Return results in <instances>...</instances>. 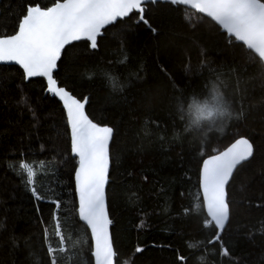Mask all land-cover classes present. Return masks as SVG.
Masks as SVG:
<instances>
[{
	"label": "trees",
	"instance_id": "trees-1",
	"mask_svg": "<svg viewBox=\"0 0 264 264\" xmlns=\"http://www.w3.org/2000/svg\"><path fill=\"white\" fill-rule=\"evenodd\" d=\"M50 5L53 0H36ZM26 0H0V34L11 32ZM156 32L136 20L62 53L60 86L89 97L93 122L113 129L106 190L115 264H264V68L233 47L206 18L179 6L145 7ZM238 45V44H237ZM0 66V264H92L89 235L79 223L64 114L45 82ZM216 81L235 118L207 135L189 131L184 111ZM246 138L253 156L228 186L230 220L220 243L208 244L199 191L203 159ZM21 162L30 164L37 201L26 187ZM59 199L64 238L55 236L51 199ZM197 203L199 207L197 208ZM185 209H189L186 213ZM47 230V236H45ZM191 245V247L189 246ZM142 253H135V248Z\"/></svg>",
	"mask_w": 264,
	"mask_h": 264
},
{
	"label": "snow or ice",
	"instance_id": "snow-or-ice-1",
	"mask_svg": "<svg viewBox=\"0 0 264 264\" xmlns=\"http://www.w3.org/2000/svg\"><path fill=\"white\" fill-rule=\"evenodd\" d=\"M166 3L170 6H185L207 17L226 34L233 47L247 54H255L264 68V0H53L42 6L36 0H26L15 25L9 33L0 34V62H13L22 70L25 81L41 77L46 81L45 91L58 98L66 117L70 152L76 161L74 168V197L78 205V220L89 233L91 255L95 264H113L116 253L110 235L112 220L106 209V183L109 173V141L113 129L93 122L86 112L89 97L76 95L58 83L57 72L62 62V53L67 55L73 42L85 41V46L95 50L100 38L109 31L118 29L116 38L121 39L124 26L136 20L151 29L145 18V3ZM234 38V39H233ZM235 42H240L238 45ZM194 104V103H193ZM189 105V109L193 107ZM253 156V145L246 138L235 139L225 150L203 159L199 171V191L207 217L203 221L209 233L208 244L220 243L223 256L229 250L222 243L221 233L230 220L228 186L238 165ZM20 169L26 174L25 184L37 201L45 199L38 191L33 167L21 162ZM53 205L52 221L56 222L55 236L60 238L59 251L63 252L64 238L59 223V199L49 201ZM199 203H197V208ZM189 209H185L187 213ZM47 236V230H45ZM191 247V245H189ZM137 246L135 253H142ZM54 249L49 246L50 264H57ZM176 259L186 264L183 254Z\"/></svg>",
	"mask_w": 264,
	"mask_h": 264
},
{
	"label": "clouds",
	"instance_id": "clouds-1",
	"mask_svg": "<svg viewBox=\"0 0 264 264\" xmlns=\"http://www.w3.org/2000/svg\"><path fill=\"white\" fill-rule=\"evenodd\" d=\"M184 117L189 131H199L207 135L234 119L235 113L219 84L210 81L208 94L202 98H195L193 107L184 111Z\"/></svg>",
	"mask_w": 264,
	"mask_h": 264
},
{
	"label": "water",
	"instance_id": "water-1",
	"mask_svg": "<svg viewBox=\"0 0 264 264\" xmlns=\"http://www.w3.org/2000/svg\"><path fill=\"white\" fill-rule=\"evenodd\" d=\"M162 4H166V3H162ZM147 5H155V4H152V3H150V2H146L145 3V7L147 6ZM179 7H182V8H184V9H187V10H189V11H191V12H193V13H195V14H197V15H200V16H202V14H199V13H196L194 10H192V9H190V8H186L185 6H179ZM203 17V16H202ZM204 18H206L207 20H208V18L207 17H204ZM139 23H141V24H143L142 22H139ZM213 23V22H212ZM214 24V23H213ZM215 25V24H214ZM145 26V25H144ZM216 26V25H215ZM217 28H218V26H216ZM145 28L146 29H148V30H150L151 31V29L150 28H148L147 26H145ZM219 29V28H218ZM220 31V33L222 34V31L221 30H219ZM225 36H226V34H224ZM226 38H227V36H226ZM234 39V38H233ZM73 43H76V42H73ZM236 44H239L240 42H235ZM67 47V46H66ZM246 50V49H245ZM247 51V50H246ZM257 60H259V58L258 57H256L255 56V54H252ZM0 66H13V67H17L18 69H19V66L18 65H15L13 62H0ZM22 71V70H21ZM34 78H37V77H33V78H30V79H34ZM41 78V77H40ZM43 79V78H42ZM44 80V79H43ZM44 82H45V89H46V81L44 80ZM44 95L45 96H51L52 98H54V100L59 104V106H60V108H61V110H62V112H63V107H62V104H61V102L58 100V98H56V97H54L53 95H51V94H49V93H47L46 91H44ZM86 106H87V104H86ZM63 114H64V112H63ZM64 118H65V121H66V117H65V114H64ZM112 138H113V135H112V137L110 138V141H109V172H110V167H111V163H110V145H111V142H112ZM230 146V145H229ZM69 149H70V141H69ZM226 149V148H225ZM224 149V150H225ZM70 156H71V152H70ZM71 158H72V156H71ZM73 159V158H72ZM251 159V157L249 158V160ZM73 160H75V159H73ZM248 160V161H249ZM245 162H247V161H244V162H242V164L243 163H245ZM240 165H238L237 166V168L239 167ZM202 167V166H201ZM234 172H235V170H234ZM108 183H109V173H108V180H107V183H106V190H107V186H108ZM73 190H74V173H73ZM201 193V192H200ZM201 197H202V193H201ZM202 200H203V197H202ZM78 207V205H77V203H76V208ZM106 209H107V211H108V206H107V199H106ZM204 209H205V213H206V215H207V211H206V208L204 207ZM76 215H77V219H78V213L76 212ZM79 221V220H78ZM79 223H81L82 224V222H80L79 221ZM83 225V224H82ZM88 235H90L89 233H88ZM110 235H111V225H110ZM111 238H112V236H111ZM90 257H91V259H92V264H95V258L91 255V252H90ZM113 264H115V257H114V262H113Z\"/></svg>",
	"mask_w": 264,
	"mask_h": 264
}]
</instances>
